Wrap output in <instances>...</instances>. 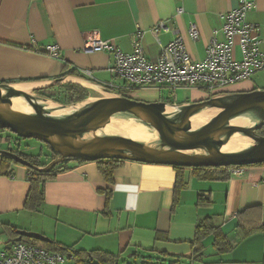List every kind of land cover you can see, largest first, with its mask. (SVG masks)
<instances>
[{"label":"crops","instance_id":"0c3cea01","mask_svg":"<svg viewBox=\"0 0 264 264\" xmlns=\"http://www.w3.org/2000/svg\"><path fill=\"white\" fill-rule=\"evenodd\" d=\"M238 4L239 0H0V83L62 98L66 87L78 84L88 90L87 98L99 99L109 95L100 88L103 84L119 83L109 70L114 56L84 52L85 33L96 30L127 53L139 44L156 60L161 45L153 29L164 23L158 35L161 44L182 36L191 57L202 60L209 42L224 38L222 14ZM179 6L184 8L181 14L176 11ZM247 20L264 34V0H256ZM191 22L199 26L198 40L188 35ZM49 44L59 46L60 59L45 52ZM251 90L237 87L230 92ZM201 100L205 99L195 101ZM67 164L68 169L45 184V200L37 210L25 207L30 188L27 166L18 163L14 176L0 175V224L37 232L72 251L100 249L128 259L136 254L142 262L160 258L159 264H264V229L245 231L261 223L264 227V163L246 166L237 175L227 167L200 172L187 167L177 201V170L172 165L125 160L110 183L96 161ZM200 195L211 204L199 205ZM33 216H41L55 231L65 227L73 239L54 237L45 226L39 230L20 225ZM207 217L227 236L231 249L218 251L210 234L195 254L197 224ZM82 234L87 247L82 246ZM6 236L0 253L13 242L9 233Z\"/></svg>","mask_w":264,"mask_h":264},{"label":"water","instance_id":"95a60500","mask_svg":"<svg viewBox=\"0 0 264 264\" xmlns=\"http://www.w3.org/2000/svg\"><path fill=\"white\" fill-rule=\"evenodd\" d=\"M100 88L109 93V96L101 97L85 109L69 116H50L41 103H37V108L42 113L32 116L12 111L13 97H25L33 101L52 99L9 83H0V130L7 129L20 138L40 140L47 144L50 150L60 154L44 166H35L8 149H0V155L44 172L75 160L121 159L188 168L249 166L264 162V136L257 132L264 125L263 89L228 92L201 101L174 104L137 100L113 92L103 85ZM80 102L59 104L67 106ZM168 106L179 109L178 120L165 114ZM214 106L220 107L221 110L201 128L189 134L192 129V114ZM120 112L131 113L153 126L161 136L164 146L119 134L98 137L91 135L104 128L111 117ZM248 112L259 118L255 125L231 123V118ZM235 132L249 136L253 140L252 145L243 150L223 152L221 147L225 143L224 137ZM18 234V241L22 237L47 240L37 232L19 230Z\"/></svg>","mask_w":264,"mask_h":264},{"label":"built area","instance_id":"2783aa9c","mask_svg":"<svg viewBox=\"0 0 264 264\" xmlns=\"http://www.w3.org/2000/svg\"><path fill=\"white\" fill-rule=\"evenodd\" d=\"M256 5V0H239L237 7L222 14L224 38L214 37L208 44L206 56L194 60L188 52L182 36H177L167 44H161L159 31L164 23L153 29L161 52L156 60L147 57L143 48L137 44L132 52H124L118 46L104 39L98 31L85 33L82 50L86 53L107 52L113 54L114 63L109 68L119 83L110 82L104 87L124 96L131 91L154 87L166 88L174 93L179 88L207 91L209 99L227 93L230 86L250 78L264 70V34L257 24L247 20L248 11ZM178 14L184 12L179 6ZM188 35L192 40L200 38V29L196 22H191ZM45 52L60 59V48L49 44ZM92 75L90 70H86ZM232 175L243 174L246 166L227 167ZM75 259V253L49 250L45 247L22 241H13L8 251L0 253V264H62Z\"/></svg>","mask_w":264,"mask_h":264},{"label":"trees","instance_id":"16d2710c","mask_svg":"<svg viewBox=\"0 0 264 264\" xmlns=\"http://www.w3.org/2000/svg\"><path fill=\"white\" fill-rule=\"evenodd\" d=\"M63 92L65 94V98H62L61 96H58L57 94H50L47 96L48 98L54 100L55 102L62 103V104L80 102V101L85 100L88 97V90H86L85 88H83L82 86L78 84H73V85L66 87ZM257 132L258 134L264 136V125L260 129H258ZM19 138L20 137L14 134L13 135L8 134L7 136H3L0 134V142H6L9 145L8 148L10 149V151L17 153L21 157L30 161L35 166H44L47 164V162L45 161L41 162V155H32V154H27L21 151L17 152V149H14L13 147L11 148L13 141ZM49 155L51 159H55L60 154L56 151L50 150ZM124 161L125 160H121V159H104V160H97L96 162L98 163L99 169L101 173L103 174L105 180L112 183L114 181L113 179L114 170L117 167H119ZM263 163H258V164H263ZM15 164H18V162L15 161L14 159L8 156H5V155H0V175H6V176H11V177L14 176L13 166ZM173 167L177 170V182H176V187H175V200L177 201L179 198L180 191L185 186L184 171L187 167H181V166H173ZM220 168H224V167H195V168L193 167L192 169L197 172H200V171L218 170ZM66 169H68V164L58 165L49 172L40 171L33 167L27 166L30 188H29L27 198L25 201V207L29 210H37L42 205L43 201L45 200V184L47 183V181L54 179L58 175V173L65 171ZM198 204L199 205H210L211 200L209 198H205L203 195H200L198 198ZM5 226H6L5 232L9 233L10 237L13 238L12 241L14 240L16 241L18 237L20 236L18 234L17 228L9 224H5ZM259 229L260 230L264 229L262 223L260 224L259 228L258 227L256 229L251 228L245 231L246 233L250 234V233L256 232ZM210 234H213L215 236L214 245L218 251L231 249L233 247L232 244L228 241L227 236H225L222 233V231L212 223L210 217H207L199 221V223L197 224L195 244L199 247L196 248L195 254H196V251L201 249L202 240H204ZM20 241L27 242V243H33L35 245L45 247L49 250H56V251H61V252H67L72 249V248L70 249L69 246L61 244L60 242L55 241V240H41V239H35V238H29V237H22ZM120 257H121L120 254H113L111 252H106L100 249H96V250H92L89 252L83 251V250L78 251L76 253L75 259L78 261H86V260L95 261L96 260L100 262L101 264H114L119 261ZM132 259H137V255L133 254ZM131 260L128 261L129 262L128 264L136 263V262L132 263ZM159 260L160 258L157 260L155 259L154 261L147 260V261H143L141 264H159L158 262Z\"/></svg>","mask_w":264,"mask_h":264},{"label":"bare ground","instance_id":"6f19581e","mask_svg":"<svg viewBox=\"0 0 264 264\" xmlns=\"http://www.w3.org/2000/svg\"><path fill=\"white\" fill-rule=\"evenodd\" d=\"M109 96V95H105ZM95 98H86L84 101L63 106L52 100H28L25 97H13L12 111L37 116L42 113L37 108V103H41L44 106V110L53 117H66L77 111L85 109L90 103L95 101ZM39 101V102H37ZM209 109L203 113L204 110ZM221 110L220 107H206L199 111H196L191 116L192 129L189 134L201 128L206 124L217 112ZM165 114L173 119H179L180 112L178 108L168 106ZM259 121V118L255 114L248 112L231 118V123L236 125L253 126ZM123 130V131H122ZM123 132L122 135L131 137L133 139L144 141L147 143L164 146L163 140H159L161 137L157 130L149 123L140 120L133 116L131 113H116L114 114L109 123L99 129L97 132L92 133V136L98 137L102 135H113ZM90 136V135H88ZM225 143L221 147L223 152H232L243 150L252 145L253 140L242 132H235L231 135L224 137ZM237 143V146L235 145Z\"/></svg>","mask_w":264,"mask_h":264},{"label":"rangeland","instance_id":"374dc122","mask_svg":"<svg viewBox=\"0 0 264 264\" xmlns=\"http://www.w3.org/2000/svg\"><path fill=\"white\" fill-rule=\"evenodd\" d=\"M237 87H244V89H263L264 90V71L255 73L249 79L238 82L234 84L233 86H230L224 91H227L228 93L232 91L233 89L236 90ZM130 93L131 94H128V95H130L134 99H138L136 98L138 96L142 97V96L147 95V98L142 99L143 101H148V102L163 101L166 103H174V104H178L182 102H193L195 100L202 99V98L206 99L208 97L207 91L199 90V89H190V88H179L176 92V96L174 95V93L170 92L166 88L158 89L154 87H149L145 89H137V90L131 91ZM206 111H209V109L204 110L203 113ZM122 131L120 135H122L123 133ZM0 134L3 136H7L8 134L13 135L7 129L0 130ZM159 140H162V138L160 137ZM16 144L19 145L17 147H21V149L24 150L27 154L41 155V160L46 161V162H49L52 160L49 155L50 149L48 145L40 140L33 139V138H19V139H15V141H13L11 146H13V148L16 149L17 148L15 147ZM235 145L237 146V143H235ZM8 147L9 145L6 142H0V149H7ZM20 225H23V226L25 225V227H28V228L35 227V228H38L39 230H41L43 226H45L46 229L50 231L52 236L56 237V235L58 234V237H60L61 239L68 240L71 238L73 239L74 237L73 233L71 232L66 233L67 229L65 227H60L59 228L60 230H56V231L53 230L52 227L48 224V222L46 223L43 222L41 216H33L30 218H26ZM5 231L6 230H5L4 225L2 226L0 224V250H2V248L4 247V244L8 241L7 236H6L7 233ZM82 238H83L82 246L84 245L85 247H87V244H84L85 242H87V237L82 234ZM78 251H81V250H73L75 255ZM62 253H66V252H62ZM131 259H128V255L123 254L121 258L119 259V264H128L129 263L128 261H130ZM131 262L141 263L142 261H141V258H139V259H132ZM62 264H101V263L96 260L95 261H90V260L78 261L76 259H69V257H67V254H66V261L63 262Z\"/></svg>","mask_w":264,"mask_h":264},{"label":"flooded vegetation","instance_id":"af4514ba","mask_svg":"<svg viewBox=\"0 0 264 264\" xmlns=\"http://www.w3.org/2000/svg\"><path fill=\"white\" fill-rule=\"evenodd\" d=\"M128 97H131V96H128ZM132 98V97H131ZM137 100H142V99H137ZM148 102V101H147ZM12 133V132H11ZM12 134H14V133H12ZM16 135V134H15ZM17 136V135H16ZM17 146H19L18 144H16V146L15 147H17ZM13 146H11V148H12ZM7 149H9V148H7ZM17 149V152H24V153H26L24 150H22L21 149V147H17L16 148ZM10 150V149H9Z\"/></svg>","mask_w":264,"mask_h":264}]
</instances>
